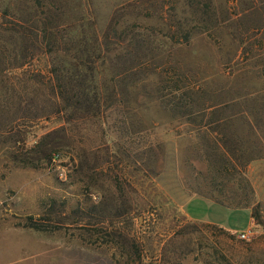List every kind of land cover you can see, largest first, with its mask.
<instances>
[{
    "label": "rangeland",
    "instance_id": "1",
    "mask_svg": "<svg viewBox=\"0 0 264 264\" xmlns=\"http://www.w3.org/2000/svg\"><path fill=\"white\" fill-rule=\"evenodd\" d=\"M195 196L264 219V0H0V264H264Z\"/></svg>",
    "mask_w": 264,
    "mask_h": 264
},
{
    "label": "trees",
    "instance_id": "2",
    "mask_svg": "<svg viewBox=\"0 0 264 264\" xmlns=\"http://www.w3.org/2000/svg\"><path fill=\"white\" fill-rule=\"evenodd\" d=\"M184 38L185 40L183 39L182 42H188V34H185ZM55 75L58 96L63 100L64 107L89 109L99 103V93L92 82L94 77H88L77 66L74 70L71 67L58 68L55 70ZM252 216L255 217L257 224L264 225V219L260 213L253 211Z\"/></svg>",
    "mask_w": 264,
    "mask_h": 264
},
{
    "label": "crops",
    "instance_id": "3",
    "mask_svg": "<svg viewBox=\"0 0 264 264\" xmlns=\"http://www.w3.org/2000/svg\"><path fill=\"white\" fill-rule=\"evenodd\" d=\"M239 209L248 213L249 220L245 225H241L245 222H233V224L231 221V217ZM185 210L193 219L209 221L236 233L248 231L254 227V218L250 208L230 207L223 202L207 197L195 196L190 198L186 203ZM235 227L240 228L237 230Z\"/></svg>",
    "mask_w": 264,
    "mask_h": 264
},
{
    "label": "built area",
    "instance_id": "4",
    "mask_svg": "<svg viewBox=\"0 0 264 264\" xmlns=\"http://www.w3.org/2000/svg\"><path fill=\"white\" fill-rule=\"evenodd\" d=\"M252 232H253V229H249L248 231H243V232L238 233V235L240 238L245 239V238H248Z\"/></svg>",
    "mask_w": 264,
    "mask_h": 264
}]
</instances>
